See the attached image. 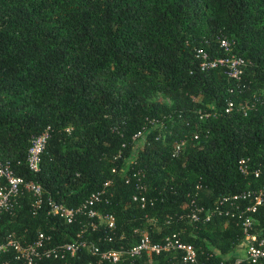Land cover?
<instances>
[{
  "label": "trees",
  "instance_id": "trees-1",
  "mask_svg": "<svg viewBox=\"0 0 264 264\" xmlns=\"http://www.w3.org/2000/svg\"><path fill=\"white\" fill-rule=\"evenodd\" d=\"M220 38L245 61L237 84L220 70L196 68L193 51L217 53ZM227 101L233 106L225 113ZM197 110L210 115L198 119ZM45 129L32 174L25 163L30 138ZM182 139L187 146L172 157ZM5 161L40 186L41 202L32 210V197L23 194L0 213V241L13 233L30 243L42 233L48 246L71 242L87 219L64 223L47 214V199L75 207L111 181L109 203L97 210L114 216L112 243L101 227L82 235L99 250L132 247L142 235L152 243L175 235L193 246L199 263L231 262L242 239L235 220L213 216L194 228L179 217L191 200L212 208L220 196L264 184V0H0ZM138 183L143 208L131 201ZM252 217L251 232L264 238V210ZM180 255L142 254L120 264H181ZM95 260L80 249L37 264Z\"/></svg>",
  "mask_w": 264,
  "mask_h": 264
},
{
  "label": "built area",
  "instance_id": "built-area-1",
  "mask_svg": "<svg viewBox=\"0 0 264 264\" xmlns=\"http://www.w3.org/2000/svg\"><path fill=\"white\" fill-rule=\"evenodd\" d=\"M217 47L218 52L212 54L202 48H196L193 51L197 70L199 72L220 70L227 79L237 84L246 65L244 59L233 52V43L225 38L218 39ZM232 106V102L227 101L224 112L228 113ZM196 114L198 119H204L210 115L202 110H197ZM141 135L139 131L131 137V140L135 142L141 138ZM47 139L48 131L46 129L30 138L25 163L32 174L38 172L40 155ZM193 140H196V136H193ZM186 146L185 139L175 141L172 145L171 156H177ZM237 170L244 176L247 174L246 160L240 159L237 162ZM111 172H115V169L113 168ZM256 175L257 171H254V176L256 177ZM110 186L111 181L104 182L99 189L90 193L75 207H66L61 203L47 199V214L56 216L67 224L77 216H84L87 222L75 234V238L71 242L60 245L48 246L50 239L42 233H38L30 243L20 242L13 233L7 234L0 241V264H37L42 259L72 257L80 249H85L96 257L94 262L88 264H120L137 259L142 254L149 257L150 255L158 256L161 253H180L181 264H202L196 261V252L193 246L181 242L175 235L165 236L158 243H152L145 235H142L132 247L123 248L120 246L118 249L102 251L90 239H83L82 235L87 230L95 232L101 227L105 233L103 241L112 243V234L115 229L114 216L107 213L100 214L97 210V205L109 203L112 196ZM135 190L131 201L138 203L140 208H143L146 204L143 196L145 188L141 183H138ZM23 194H29L32 197L33 201L30 204L32 210L39 207L41 202L40 186L33 181H24L15 175L7 161L0 162V213L10 212ZM189 206L188 213L184 217L180 216L179 219H186L194 228L200 222L209 221L213 216L235 220V224L240 227L242 239L235 247L234 252L236 249H241V255H233V260L226 264H242V262L264 264V238L257 239L256 235L251 232L252 226L256 224L252 215L256 213L257 208L264 210V184L255 190L220 196L212 208L196 206L193 200ZM121 238L122 236L118 237V239ZM242 243H244L243 248H239ZM208 255L210 256V254Z\"/></svg>",
  "mask_w": 264,
  "mask_h": 264
},
{
  "label": "rangeland",
  "instance_id": "rangeland-1",
  "mask_svg": "<svg viewBox=\"0 0 264 264\" xmlns=\"http://www.w3.org/2000/svg\"><path fill=\"white\" fill-rule=\"evenodd\" d=\"M165 102L168 103L166 100H165ZM243 246H244V243H242L239 248H243ZM236 251L238 252L237 253L238 255H241V249H236L235 252Z\"/></svg>",
  "mask_w": 264,
  "mask_h": 264
}]
</instances>
